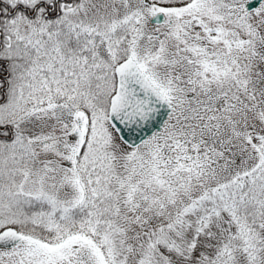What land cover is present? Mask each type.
I'll list each match as a JSON object with an SVG mask.
<instances>
[{"label": "snow or ice", "instance_id": "1", "mask_svg": "<svg viewBox=\"0 0 264 264\" xmlns=\"http://www.w3.org/2000/svg\"><path fill=\"white\" fill-rule=\"evenodd\" d=\"M0 264H264V0H0Z\"/></svg>", "mask_w": 264, "mask_h": 264}]
</instances>
